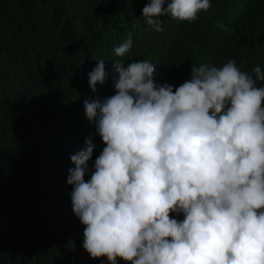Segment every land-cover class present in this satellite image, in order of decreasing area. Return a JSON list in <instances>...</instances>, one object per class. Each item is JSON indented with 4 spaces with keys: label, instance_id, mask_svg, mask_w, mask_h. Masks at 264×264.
<instances>
[{
    "label": "clouds",
    "instance_id": "obj_1",
    "mask_svg": "<svg viewBox=\"0 0 264 264\" xmlns=\"http://www.w3.org/2000/svg\"><path fill=\"white\" fill-rule=\"evenodd\" d=\"M210 7V0H148L142 17L160 34L158 17L191 22ZM132 45L129 34L115 55L124 57ZM112 65L115 94L95 96L108 78L98 60L88 73L94 98L83 105L104 147L93 162L96 146L86 139L68 170L72 211L90 258L264 264L261 67L253 69L254 80L235 60L192 65L191 78L174 90L155 82L148 59Z\"/></svg>",
    "mask_w": 264,
    "mask_h": 264
},
{
    "label": "trees",
    "instance_id": "obj_2",
    "mask_svg": "<svg viewBox=\"0 0 264 264\" xmlns=\"http://www.w3.org/2000/svg\"><path fill=\"white\" fill-rule=\"evenodd\" d=\"M146 3L0 0V264H107L82 247L84 226L67 183L70 157L86 139L96 146L93 162L100 154L83 106L94 98L88 73L98 60L108 73L97 85L101 98L115 94L113 61L147 60L148 51L163 56L155 82L174 90L191 78L192 65L235 60L254 80L256 65L264 73V0H210L191 22L158 17L160 34L142 17ZM129 34L132 48L117 57L114 48ZM169 35L171 44L160 48Z\"/></svg>",
    "mask_w": 264,
    "mask_h": 264
},
{
    "label": "bare ground",
    "instance_id": "obj_3",
    "mask_svg": "<svg viewBox=\"0 0 264 264\" xmlns=\"http://www.w3.org/2000/svg\"><path fill=\"white\" fill-rule=\"evenodd\" d=\"M173 38L169 35L166 40L167 41H171ZM147 56H148V59H150V61L155 64V63H160V61L163 59V56H161V54L157 53V51H148L147 52ZM104 147L103 145V142H101V148H100V151L102 150V148Z\"/></svg>",
    "mask_w": 264,
    "mask_h": 264
}]
</instances>
